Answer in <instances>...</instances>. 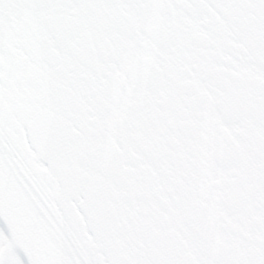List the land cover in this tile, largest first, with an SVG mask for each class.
I'll list each match as a JSON object with an SVG mask.
<instances>
[{
    "label": "water",
    "instance_id": "obj_1",
    "mask_svg": "<svg viewBox=\"0 0 264 264\" xmlns=\"http://www.w3.org/2000/svg\"><path fill=\"white\" fill-rule=\"evenodd\" d=\"M0 222L33 264H264V0H0Z\"/></svg>",
    "mask_w": 264,
    "mask_h": 264
},
{
    "label": "rangeland",
    "instance_id": "obj_2",
    "mask_svg": "<svg viewBox=\"0 0 264 264\" xmlns=\"http://www.w3.org/2000/svg\"><path fill=\"white\" fill-rule=\"evenodd\" d=\"M1 234V229H0V239L3 240V244H0V262L4 260L5 257H10L11 256V242L9 239H5ZM20 262V261H19Z\"/></svg>",
    "mask_w": 264,
    "mask_h": 264
},
{
    "label": "flooded vegetation",
    "instance_id": "obj_3",
    "mask_svg": "<svg viewBox=\"0 0 264 264\" xmlns=\"http://www.w3.org/2000/svg\"><path fill=\"white\" fill-rule=\"evenodd\" d=\"M14 253L18 255L16 252ZM0 264H21V263H18V261L14 259L13 257H5L4 260L0 262Z\"/></svg>",
    "mask_w": 264,
    "mask_h": 264
},
{
    "label": "bare ground",
    "instance_id": "obj_4",
    "mask_svg": "<svg viewBox=\"0 0 264 264\" xmlns=\"http://www.w3.org/2000/svg\"><path fill=\"white\" fill-rule=\"evenodd\" d=\"M2 241H3V240H1V239H0V244H3V242H2ZM3 245H4V244H3Z\"/></svg>",
    "mask_w": 264,
    "mask_h": 264
}]
</instances>
